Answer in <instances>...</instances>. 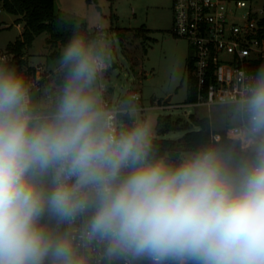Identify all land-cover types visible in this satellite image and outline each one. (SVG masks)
Returning <instances> with one entry per match:
<instances>
[{
	"label": "clouds",
	"instance_id": "9594fccd",
	"mask_svg": "<svg viewBox=\"0 0 264 264\" xmlns=\"http://www.w3.org/2000/svg\"><path fill=\"white\" fill-rule=\"evenodd\" d=\"M109 58L73 36L45 118L24 78L0 68V264H89L80 248L94 242L125 264H264V65L237 102L254 154L235 161L206 147L171 164L150 156L151 119L120 130L101 107ZM86 213L79 243L43 223Z\"/></svg>",
	"mask_w": 264,
	"mask_h": 264
},
{
	"label": "rangeland",
	"instance_id": "374dc122",
	"mask_svg": "<svg viewBox=\"0 0 264 264\" xmlns=\"http://www.w3.org/2000/svg\"><path fill=\"white\" fill-rule=\"evenodd\" d=\"M225 1L246 2L254 11L264 5V0ZM54 10L58 16L55 32L63 33L64 24L74 25L92 37L89 42L106 46L110 58L109 66L104 71L107 74V81H103L104 98L116 105L130 92L136 93L141 102L135 106L143 112L132 113V118L135 123L151 119L152 139L177 140L185 134L183 130L173 129L158 136L156 123L159 117L169 116L177 125L191 124V116L208 118L212 131L225 130L238 124V112L231 105L208 107L186 104L187 59L190 51L185 40L171 33L172 0H54ZM15 19V16L0 12L1 52L22 33L23 26L14 24ZM118 29L125 30L126 40L123 43L117 36ZM63 47L60 42L52 41L45 32L35 38L28 50V65L38 68L42 78L41 95H33V108L51 106L43 95L46 91L59 88L56 78L62 72L60 59L52 56L60 54ZM143 47L147 48V54H144ZM7 58L0 56L2 62ZM95 89L101 104L104 98L100 95L99 79ZM156 103L160 106L155 107Z\"/></svg>",
	"mask_w": 264,
	"mask_h": 264
},
{
	"label": "built area",
	"instance_id": "2783aa9c",
	"mask_svg": "<svg viewBox=\"0 0 264 264\" xmlns=\"http://www.w3.org/2000/svg\"><path fill=\"white\" fill-rule=\"evenodd\" d=\"M241 11H244L241 13ZM173 24L171 33L174 37L187 42L191 57V74L196 101L189 106L231 105L237 111V102L245 95L248 84L255 74L250 71L252 63L264 59V41L258 39V21L262 17V9L254 11L243 1L228 2L225 0H172ZM187 74V77L189 76ZM100 95L104 98L103 81L107 74L98 77ZM42 78L38 68L34 77L28 80L31 104L33 95H41ZM59 88L46 91L44 99L52 104L59 95ZM125 99L130 107L125 106ZM141 99L136 93H129L116 105L105 98L101 107L112 114L117 129H128L125 116L134 126L136 123L132 113L139 114L143 110L136 106ZM135 104H137L135 106ZM160 104L156 103L155 107ZM238 112V111H237ZM239 122L226 130L243 141L246 150L253 151V138L249 135L245 120L239 115ZM218 141L220 136L214 134ZM87 213L78 217L71 224L57 225L45 219L43 223L49 230L55 228L59 233L72 231L77 243ZM81 253L89 258V264H111L105 255L102 244L93 243L88 248H80ZM123 264L125 262L122 260Z\"/></svg>",
	"mask_w": 264,
	"mask_h": 264
},
{
	"label": "trees",
	"instance_id": "16d2710c",
	"mask_svg": "<svg viewBox=\"0 0 264 264\" xmlns=\"http://www.w3.org/2000/svg\"><path fill=\"white\" fill-rule=\"evenodd\" d=\"M262 17L258 21V39L264 41V5L262 7ZM0 12L8 13L17 17L16 25L24 24L23 31L14 42L8 43L0 56H7L5 62L0 60V68L14 70L21 75L25 82L28 83L30 77H34L35 68L28 65L27 53L32 47L35 38L45 32L50 35V39L55 42H60L65 45L73 36L82 35L88 41L92 38L85 31L79 30L74 25L64 24L65 31L63 33L55 32V23L58 16L54 10V0H0ZM125 31V30H124ZM124 31L118 29L117 36L123 43L126 40ZM144 54H147V48L143 47ZM187 59V74H191V57ZM52 58L60 59V54H54ZM61 64V61H60ZM261 65H264V59L256 60L250 66V71L257 73ZM188 79V94L186 103H193L196 101L193 82ZM56 84L59 90L62 89L63 71L56 78ZM59 91V94H60ZM58 98L51 104L49 108L39 109L33 108L34 115L37 118H45L51 116L56 109ZM125 106L130 107V103L125 99ZM128 128L133 127L130 119L125 116ZM195 127L194 129L192 128ZM183 130L185 134L177 139H152L151 157L165 158L171 164H177L181 160L184 153H191L199 151L202 148L213 147L218 149L225 157H231L235 161L245 160L250 158L253 151L246 150L243 146L241 138L231 135L228 130L212 131L210 121L208 118H197L191 116V124L177 125L171 118L159 117L156 123V133L162 136L165 133L173 130ZM218 134L220 139L215 141L213 135ZM52 231L58 232L55 228ZM111 264H123L122 259H116ZM141 264H148L147 261Z\"/></svg>",
	"mask_w": 264,
	"mask_h": 264
},
{
	"label": "crops",
	"instance_id": "0c3cea01",
	"mask_svg": "<svg viewBox=\"0 0 264 264\" xmlns=\"http://www.w3.org/2000/svg\"><path fill=\"white\" fill-rule=\"evenodd\" d=\"M261 9H262V8H261ZM16 19H17V17H16ZM16 19H15V20H16ZM14 24H16L15 21H14ZM17 26H18V27L23 26V28H24V24H23V25H22V24H18ZM22 31H23V30H22ZM20 35H21V33H20ZM168 101H169V100H168ZM186 104H188V103H186ZM181 157H182V156H181Z\"/></svg>",
	"mask_w": 264,
	"mask_h": 264
},
{
	"label": "water",
	"instance_id": "95a60500",
	"mask_svg": "<svg viewBox=\"0 0 264 264\" xmlns=\"http://www.w3.org/2000/svg\"><path fill=\"white\" fill-rule=\"evenodd\" d=\"M114 67H115V65H113ZM168 100H170V99H168ZM173 129H175V128H173Z\"/></svg>",
	"mask_w": 264,
	"mask_h": 264
}]
</instances>
